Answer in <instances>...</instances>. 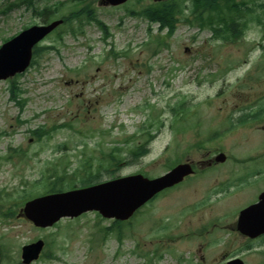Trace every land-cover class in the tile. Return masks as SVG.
Returning a JSON list of instances; mask_svg holds the SVG:
<instances>
[{"label":"rangeland","instance_id":"rangeland-1","mask_svg":"<svg viewBox=\"0 0 264 264\" xmlns=\"http://www.w3.org/2000/svg\"><path fill=\"white\" fill-rule=\"evenodd\" d=\"M100 1L80 7L90 6L107 36L87 20L75 25L76 37L60 28L67 32L62 41L53 34L41 45L54 49L36 55L24 74L0 81V156L12 158L0 160V264H22L23 247L38 241L45 247L32 264H264V236L249 240L237 231L241 210L264 191V117L237 123L244 109L264 112V22L239 42L214 40L184 21L169 37L157 23L129 15L153 0L120 7ZM15 2L0 0V47L44 25L34 8L10 9ZM57 2L76 7L72 0H35L33 7ZM156 38L168 47L154 54ZM178 106L175 116L170 109ZM52 127L59 129L43 140L33 137ZM14 149L24 151L22 159ZM220 153L227 161L207 167ZM186 162L196 166L195 176L128 222L90 212L38 228L21 213L29 199L51 194L55 172L66 179L83 166L99 172L69 192L133 175L156 179ZM34 181L38 186H30Z\"/></svg>","mask_w":264,"mask_h":264},{"label":"water","instance_id":"water-1","mask_svg":"<svg viewBox=\"0 0 264 264\" xmlns=\"http://www.w3.org/2000/svg\"><path fill=\"white\" fill-rule=\"evenodd\" d=\"M127 1L107 0V3L119 6ZM62 23L63 21H56L49 26L30 28L6 43L0 49V81L23 73L31 63L35 46ZM225 160L226 157L223 154L216 158L217 162H225ZM193 173L190 164H183L155 180L138 175L87 189L46 196L27 203L24 213L36 226L42 228L53 226L62 218H75L89 211H97L104 218L127 221L160 192L181 183ZM237 228L241 234L252 239L264 234V193L258 204L240 214ZM43 246V242H38L25 247L24 264L37 260ZM228 264L245 263L235 259Z\"/></svg>","mask_w":264,"mask_h":264},{"label":"trees","instance_id":"trees-1","mask_svg":"<svg viewBox=\"0 0 264 264\" xmlns=\"http://www.w3.org/2000/svg\"><path fill=\"white\" fill-rule=\"evenodd\" d=\"M81 1L82 0H72L73 3H76V7L74 5L73 9L66 8L65 3L57 2L55 7L45 6L43 9L39 10L33 7L34 0H23V3H21V5L24 4L28 8H34L36 16L38 15L45 24L59 19L58 15L59 13H61L62 16L60 17V19L64 20V26L61 28H64L65 26L70 27L69 29H65L74 37H76L79 32L75 30L78 29L75 28V25H78L80 27L85 20L95 23L99 27V29L102 30L107 36L108 29L102 22H100L96 18L94 12L89 9V5L83 8L80 7V5H83ZM187 2L188 0H168L166 2L158 4H151L143 10L131 11L129 15L146 18L149 20L150 24H159L160 32L167 30L169 37L173 36V34L176 32L178 23L184 21L190 26L198 27L201 31H211L214 40H224L225 42L240 41L246 34L247 30L250 29L251 25H263L261 23L262 21L264 22V3L258 4L257 0H191V5H186ZM64 8L68 10V13L67 10L66 12H64ZM257 9L262 10L260 14H258ZM62 32L63 31H59V29L54 32V35L57 34L58 39H60L59 41L63 40V36L60 34ZM149 33L152 35L151 28H149ZM156 39V47L153 50L154 54L159 53L164 46L168 47V45L164 43V39ZM53 47V45L42 49L41 47H38L35 49V56L40 55L42 52H45V50H52L54 49ZM36 63L37 61L34 60V64ZM15 83L16 82L13 81L10 86L11 98L14 100L20 97L16 94L17 88L15 86ZM17 103L21 106V108H24V103L22 100L17 101ZM180 110V106L170 109V111L175 116ZM259 112V114L245 115L242 121L246 123L249 121L250 117L253 120L261 119L262 117H264L263 110L261 109ZM66 126L67 125L55 127L62 128ZM59 128H50L52 130L41 128L39 130L33 131V137H35L37 140H43L46 136L50 135L52 131H55ZM13 151L16 155L19 156L20 159H22V157L24 156V151ZM12 154L13 153H11V155ZM143 154V151H136L134 153V156L137 158L138 156ZM111 156L113 161L112 164L113 166H116L115 158L113 155ZM11 159V156L4 158L0 157V160L4 161H10ZM83 168V172H75L71 176H69L68 179L64 177V174H55L56 172L49 175V183L47 184V188L50 189L49 192L55 193L69 190L74 187L70 185L78 181L84 183L85 186L90 185L100 176L99 172L88 171L85 166H83ZM38 183L39 182L34 181L30 186H38ZM28 184L30 183L27 182L26 185ZM31 197L33 198V196ZM100 231L102 232L101 229Z\"/></svg>","mask_w":264,"mask_h":264}]
</instances>
